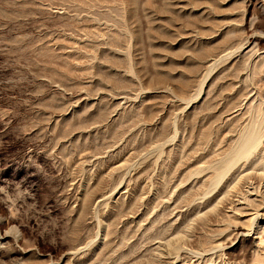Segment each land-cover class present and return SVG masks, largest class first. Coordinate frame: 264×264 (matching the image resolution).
Here are the masks:
<instances>
[{"label": "rangeland", "instance_id": "rangeland-1", "mask_svg": "<svg viewBox=\"0 0 264 264\" xmlns=\"http://www.w3.org/2000/svg\"><path fill=\"white\" fill-rule=\"evenodd\" d=\"M223 1L0 0V264H264L225 191L264 185V11Z\"/></svg>", "mask_w": 264, "mask_h": 264}, {"label": "bare ground", "instance_id": "bare-ground-1", "mask_svg": "<svg viewBox=\"0 0 264 264\" xmlns=\"http://www.w3.org/2000/svg\"><path fill=\"white\" fill-rule=\"evenodd\" d=\"M218 1V0H217ZM223 1V0H222ZM225 1V0H224ZM223 1V2H224ZM247 1V3L248 2H255L256 4H259V6L261 7V9H262V11H264V0H246ZM254 3V4H255ZM261 11V12H262ZM240 48V47H239ZM256 123V122H255ZM249 125V124H248ZM248 125H244V126H242V128H241V130H242V135L239 137V142H238V144L237 145H235V148L232 150L233 152V154H231L232 156H234V157H232V158H234V160L232 161V160H230V159H232V158H228V160H230V161H232V163L230 164V166L231 167H234V166H239V168H240V166L241 165H245L246 163L245 162H248L249 160H251L250 159V157L251 158H253L252 157V155H253V153L255 154V150H256V148H258V145L262 142V141H259V139L261 138H259L258 137V135L259 134H261V132H259V128L258 127H256V124L254 125H252V126H248ZM258 125V124H257ZM260 130H261V128H260ZM262 131V130H261ZM262 132H264V130L262 131ZM261 136V135H260ZM238 139V138H237ZM261 146V144L259 145V147ZM262 147V146H261ZM231 149V148H230ZM258 150V149H257ZM259 151H260V149H259ZM229 153H231V151L229 152ZM258 153V152H257ZM225 154V153H224ZM261 154V153H260ZM229 157H231L230 155H229ZM255 157H258V156H255ZM261 158H262V156H261ZM259 159H260V156H259ZM227 161V160H226ZM257 161V160H256ZM264 161V160H263ZM263 161H261V162H263ZM228 162V161H227ZM226 162V163H227ZM258 162V161H257ZM260 162V163H261ZM250 163V162H249ZM248 163V164H249ZM259 163V162H258ZM256 164L257 166H263L264 167V162L263 163H261V165H259V164ZM221 164V163H220ZM225 164V163H224ZM228 164V163H227ZM227 164H225V166L227 165ZM255 164H253L252 165V168H250V169H254L253 168V166L255 165ZM223 165V164H222ZM251 165V164H250ZM220 166V165H219ZM229 166V169L231 168ZM238 166H237V168H238ZM246 166H247V164H246ZM261 166V168H263ZM243 167V166H242ZM222 168V167H221ZM220 168V169H221ZM225 168V167H224ZM235 168V167H234ZM233 168V169H234ZM229 169H228V171H229ZM242 169V168H241ZM241 169H239V170H241ZM264 169V168H263ZM223 170V169H222ZM221 170V171H222ZM231 170V169H230ZM237 170V169H236ZM236 170H234V171H236ZM257 170V169H256ZM262 170V169H261ZM227 171V170H226ZM247 171H249V170H247ZM264 171V170H263ZM216 172H217V170H216ZM215 172V173H216ZM218 172H219V170H218ZM241 172V171H240ZM239 172V173H240ZM243 172V171H242ZM245 172V171H244ZM249 172H251V171H249ZM220 173V172H219ZM236 173V172H235ZM258 173H260V172H258ZM257 173V175L254 173V175H256L257 177H258V174ZM248 174H250V173H248ZM248 174H245V175H247L248 176ZM253 174V173H252ZM263 174V173H262ZM214 175V174H213ZM218 175V174H217ZM216 175V176H217ZM222 175V174H221ZM225 175V174H224ZM238 175V174H237ZM244 175V174H243ZM242 175V176H243ZM261 175V174H260ZM259 175V176H260ZM220 176V175H219ZM253 176V175H252ZM223 177V176H222ZM222 177H220V178H222ZM244 177V176H243ZM263 177H264V174H263ZM262 177V178H263ZM238 178V177H237ZM248 178V177H247ZM261 178V177H260ZM214 179V178H213ZM232 179V178H231ZM239 179V178H238ZM237 179V180H238ZM241 179H242V177H241ZM216 180H217V178H216ZM229 180V179H228ZM243 180V179H242ZM241 180V181H242ZM250 180V179H249ZM230 181V180H229ZM232 181V180H231ZM235 181H236V179H235ZM251 181V180H250ZM235 184L234 185H232L231 187H229L227 190H225L226 191V196L228 195L229 196V209H230V211L231 212H229V215H227L228 217L227 218H230L231 216L230 215H232V217H235V216H237V215H239V214H237V213H241L240 212V205L241 204H244V205H247V206H249V207H251V209H253V211H254V216L252 217V222H254L255 223V229H253V224H252V222H251V226H249V229L247 230V227H246V230H239L238 231V233H240V234H242V235H246V234H248L249 232H252V230H255L253 233H255V234H258L259 232H261L263 235H264V226L263 227H261L260 225H259V218L261 217V215H262V213L260 214V208H261V206L263 205L264 206V185H261L262 183H260V184H258V183H250L249 184V186H250V188L247 186V188H242L241 187V185H240V183H238V182H234ZM248 183V182H247ZM264 183V182H263ZM230 185V184H229ZM245 185V184H244ZM246 186V185H245ZM263 189V190H262ZM253 193L255 194V195H253ZM257 194H258V196H257ZM228 198V197H227ZM222 200H223V198H222ZM214 205V204H213ZM242 207H246V206H242ZM214 208V207H213ZM212 208V209H213ZM218 208V207H217ZM243 210V209H242ZM244 210H245V208H244ZM214 211V210H213ZM243 212V211H242ZM247 212V211H246ZM246 212H243V213H246ZM231 213V214H230ZM242 213V214H243ZM225 214V213H224ZM240 216V215H239ZM241 217V216H240ZM245 217V216H244ZM249 217H250V215H249ZM251 217H250V220H251ZM237 218V217H236ZM240 219V218H239ZM229 220V219H228ZM238 220V219H237ZM249 219H247L246 221H248ZM245 222V221H244ZM245 223H247V222H245ZM237 224H235V226H236ZM248 225H249V223H248ZM238 229V228H237ZM240 229V228H239ZM236 233V232H235ZM238 233H236V234H238ZM235 234V235H236ZM254 234V235H255ZM178 239H180V238H178ZM262 239V238H261ZM261 239H259V241L261 240ZM262 242H263V240H261ZM264 243V242H263ZM262 244V243H261ZM257 246V245H256ZM259 246V245H258ZM254 254H255V252H254ZM253 258L255 259L256 257H254L253 256ZM254 259H252L253 261H254ZM256 260V259H255ZM260 261V260H259ZM257 261H255V264H257L256 263ZM226 264V263H225Z\"/></svg>", "mask_w": 264, "mask_h": 264}]
</instances>
